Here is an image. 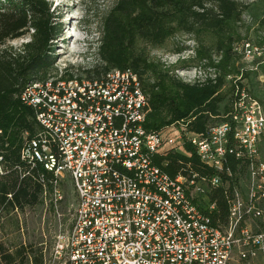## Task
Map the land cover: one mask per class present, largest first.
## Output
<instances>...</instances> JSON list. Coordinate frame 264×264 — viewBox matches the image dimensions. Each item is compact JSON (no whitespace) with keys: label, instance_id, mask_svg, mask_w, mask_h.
I'll return each instance as SVG.
<instances>
[{"label":"built area","instance_id":"1","mask_svg":"<svg viewBox=\"0 0 264 264\" xmlns=\"http://www.w3.org/2000/svg\"><path fill=\"white\" fill-rule=\"evenodd\" d=\"M20 99L43 127L23 157L53 171L55 201L65 174L75 194L71 222L54 235L43 264H238L263 247V236L241 225L262 215L264 200V109L249 94L235 97L228 119L204 132L178 123L216 174L175 177L153 162L168 138L144 128L149 100L133 70L30 81ZM228 155L247 163L252 182L246 202L235 194L226 225H219L205 186L221 183Z\"/></svg>","mask_w":264,"mask_h":264},{"label":"rangeland","instance_id":"2","mask_svg":"<svg viewBox=\"0 0 264 264\" xmlns=\"http://www.w3.org/2000/svg\"><path fill=\"white\" fill-rule=\"evenodd\" d=\"M52 9L58 16L61 33L55 39L54 64L49 69V78L53 77H77L95 78L103 74L108 68L129 67L140 76L141 83L145 88L149 106L154 103L158 94L171 95L170 90H181L182 86H200L215 92L211 97H206L199 103L198 96L194 105L201 110L209 112L206 127L219 124L225 121V116L232 111V104L235 97L242 93L257 98L264 109V0H224L234 13L232 20L219 24L223 29L228 30L231 40H224L222 46H218V40H207L205 34L200 37L197 32L189 28V25L179 23L178 16L173 17L166 12L171 10L160 7L164 12L166 30L154 40L141 35L127 36L122 38L121 55L110 58L101 47L106 45V50L115 47L119 50V42L113 44L112 40H101L104 37L106 20L112 9L119 4L118 0H48ZM222 0H204L202 6H195L191 12L203 11L204 9L215 12V18H204V22L211 23V27L219 28V18H223L220 5ZM119 7V6H118ZM117 7V8H118ZM130 10V9H129ZM129 10H127L129 12ZM129 20L136 18L139 9H131ZM126 11V12H127ZM115 22L119 29L123 30L126 20L120 13L116 12ZM115 15V14H114ZM73 17V18H72ZM195 18L194 14L187 18ZM200 17H197L201 19ZM196 18V19H197ZM171 19V20H169ZM220 20V19H219ZM231 23V27H230ZM141 27H144L142 23ZM230 27V28H229ZM75 31V36L71 33ZM31 30L23 36L7 40L6 45L19 48L24 42L30 39ZM135 34V33H134ZM226 44L231 49L224 51ZM232 57L227 61L226 55ZM107 56V57H106ZM246 74V76L244 75ZM237 80H243L239 84ZM183 84V85H181ZM177 88V89H174ZM180 94L185 96L182 90ZM161 104V103H159ZM159 107V118L169 122L171 119L170 103L156 105ZM193 112L200 109L191 108ZM227 111V112H226ZM152 117H156L155 115ZM227 118V117H226ZM155 119V118H154ZM162 127V128H161ZM163 136L168 138L165 143L167 148L170 145L179 144L181 135L186 133L180 130L178 124H164L161 126ZM181 133V134H180ZM259 161L264 164V132L259 146ZM228 165L229 172L232 171L237 177L233 184L231 198L237 194L246 202L249 194L251 177L248 168L243 165ZM220 181L228 187V176L218 174ZM63 183L59 185V197L53 199V207L50 206V197L47 196L42 205L26 208L23 212L17 210L9 214H0V247L13 251L17 245L31 244L34 249L43 251L44 255L49 252L54 235L60 229H66L70 224L71 214L75 203V194L68 175L62 177ZM206 195L209 202L214 203L216 208L219 202L217 186L206 185ZM231 200V199H230ZM262 215L259 218L246 216L242 219L241 225L247 227L252 235H262L264 240V200L260 202ZM219 212H221L218 209ZM19 219V220H18ZM16 220L20 223V230L16 229ZM46 250V251H44ZM264 263V242L263 247L256 251L253 256H248L238 264H263ZM18 264V263H16Z\"/></svg>","mask_w":264,"mask_h":264},{"label":"trees","instance_id":"3","mask_svg":"<svg viewBox=\"0 0 264 264\" xmlns=\"http://www.w3.org/2000/svg\"><path fill=\"white\" fill-rule=\"evenodd\" d=\"M201 1L204 0H118L119 7H114L110 12L111 18L109 16L106 20L104 37L101 35L100 39H110L114 45L118 41L120 48L118 50L115 47H110V50L109 48L106 50V45L103 44L101 51L110 58L117 59L114 57L119 58V54L121 55L122 38L125 39L127 36L132 37L133 35L135 38L136 35H141L156 40L164 31L168 33L169 31L165 27L167 19L164 17L166 15L160 10V7L170 9L171 11L166 13L169 15L171 13L173 17L178 16L177 19L179 23H183L182 25L190 24L189 28L197 32L198 37L205 34V37L208 36L207 40H218L220 47L224 40H231L232 38L227 34L228 30L225 33V29L219 24L225 22L228 25L234 13L231 7L222 0V4L227 5L225 7L220 5L221 10H223L222 13H224L223 18L216 20L219 28L211 27V23H206L203 19L210 17L209 13H212L211 18L217 17L214 15L215 12L206 9L191 12L193 7L202 6ZM132 7L133 9L138 8L140 12L136 18L129 20L131 15L128 14L131 13ZM116 12L120 13L126 20L123 30L119 29L117 23H111L116 21L113 19L114 16H117ZM192 14L195 18L191 17L188 20L187 16ZM200 15L202 16L201 19L197 18ZM57 18L58 16H56L52 4L48 0H0V214H9L13 210L20 213L26 208L42 205L47 196L51 199V209H54L53 190H55V185L53 181L55 174L53 171L46 170L41 162L30 161L29 158L22 155L23 149L43 127L36 118L34 108L23 103L20 94L30 81H47L49 78V69L54 64V41L62 31ZM142 23L144 27H141ZM29 30H31L30 39L19 48L6 45L7 40L19 38L28 33ZM229 49H231L230 44H226L224 51L227 53ZM225 59H227L226 62L232 61V57L228 55ZM126 68L129 67L119 69ZM244 75L246 76L245 73ZM61 78L69 79L72 77ZM237 81H239L237 83L243 84V80ZM141 85L145 92L142 83ZM182 90L185 96L180 94ZM212 90L211 88L206 90L200 86L188 85L182 86L181 90L166 88L165 92L173 93L170 96L166 94L155 96V104L149 106L150 109L146 114L144 128L149 131H162L161 126L164 124L172 125L184 122L186 123V131L204 132L207 128L209 112L201 110L198 105H192L196 103L198 96H200L199 103L204 98L211 97L215 93ZM159 103H170L171 119L169 122L159 118V107L156 106L161 105ZM191 108L200 110L193 112ZM154 115L156 117H152ZM227 119L225 117V120ZM195 149L184 135L179 144L170 145L167 148L164 144L159 151L153 154L152 159L156 165L172 177L179 174L187 175L190 172L200 176L216 174L212 168L206 167L200 162ZM234 164H240L247 168V163L244 160L236 159L231 155L227 156L224 169L218 174H226L229 185L226 187L221 182L216 188L215 192H217L220 200L216 204L217 208L215 206L211 213L214 224L226 225L228 221L229 200L233 196L231 189H233L232 185L235 184V181L237 182V177L232 172L234 168L229 174L225 171H228V165L235 166ZM63 181L61 180L59 185ZM18 220H16V229L19 231L20 223ZM42 252L34 249L31 244L27 245L22 242L10 252L8 249L0 247V264H43Z\"/></svg>","mask_w":264,"mask_h":264},{"label":"bare ground","instance_id":"4","mask_svg":"<svg viewBox=\"0 0 264 264\" xmlns=\"http://www.w3.org/2000/svg\"><path fill=\"white\" fill-rule=\"evenodd\" d=\"M72 18H73V17H72ZM72 34L74 35V34H75V31H73V32L71 33V35H72ZM74 36H75V35H74Z\"/></svg>","mask_w":264,"mask_h":264}]
</instances>
